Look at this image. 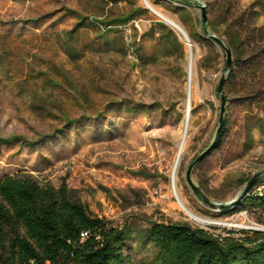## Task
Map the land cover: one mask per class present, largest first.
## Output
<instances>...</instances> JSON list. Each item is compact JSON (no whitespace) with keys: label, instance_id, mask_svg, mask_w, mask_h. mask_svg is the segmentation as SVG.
Instances as JSON below:
<instances>
[{"label":"rangeland","instance_id":"obj_1","mask_svg":"<svg viewBox=\"0 0 264 264\" xmlns=\"http://www.w3.org/2000/svg\"><path fill=\"white\" fill-rule=\"evenodd\" d=\"M130 1L147 7L144 0H0V177L65 182L93 214L126 230L123 251L136 264H161L154 222L222 237L264 227L262 212L242 204L264 194V0H148L183 26L189 43L149 8L126 24H103L131 11ZM193 5L205 6L210 34L231 50L228 72L226 50ZM183 7L193 15L187 24L176 11ZM237 32L239 55L228 42ZM190 45L191 118L179 158ZM190 169L211 203L188 181Z\"/></svg>","mask_w":264,"mask_h":264},{"label":"trees","instance_id":"obj_2","mask_svg":"<svg viewBox=\"0 0 264 264\" xmlns=\"http://www.w3.org/2000/svg\"><path fill=\"white\" fill-rule=\"evenodd\" d=\"M130 5L131 11L115 13L103 24L123 25L149 12L142 3L130 1ZM223 7L227 15L230 6ZM176 11L186 24L193 17L187 7ZM160 25L183 49L179 35ZM230 36L228 42L239 55L242 35ZM120 42L126 45L125 35ZM230 72L233 75L234 68ZM243 201L262 212L259 221L264 223V194H252ZM242 233L222 237L204 228L169 222H154L150 228L161 264H264V231ZM126 235L124 228L93 214L65 182L58 188L23 172L0 177V264H136L123 251Z\"/></svg>","mask_w":264,"mask_h":264},{"label":"water","instance_id":"obj_3","mask_svg":"<svg viewBox=\"0 0 264 264\" xmlns=\"http://www.w3.org/2000/svg\"><path fill=\"white\" fill-rule=\"evenodd\" d=\"M144 1H145L146 5H147V8L151 9L153 12H155L157 14V11L150 5V3L148 2V0H144ZM193 6H195L196 8L201 9V11H202L203 19H204V25H205V30H206L207 35H211L226 50V53H227V66H226L225 72H228V70L232 66V52H231V50L225 45V43H224V41L222 39H220L219 37H217L215 35L210 34V31H209L208 25H207V13H206L205 6H203V5H193ZM184 35L186 37V41L189 43L190 42L189 36L187 34H184ZM181 37H184V36L182 35ZM191 55H192V48L190 49V56ZM190 66H191V64H190ZM189 78H191V73H189ZM224 82H225V79L222 78V80H221V82L219 84V87H218V94L219 95H223ZM189 83H190V79H189ZM225 104H226V100H225V97L223 96L222 97V108H221L220 125H219L218 134H219V132L221 130V127L224 124ZM190 118H191V97H190V86H189V90H188V118H187V127H186V134H185V137H184L182 143L186 139V135H187V131H188V126H189V123H190ZM181 153H182V149L180 148V150H179V158L181 156ZM176 168H177V165H176ZM176 168H175V170H176ZM190 174H191V169L188 171V181L191 183V185L193 186V188L196 191V193L200 194L206 202L211 203L207 199V197L202 193V191L192 182L191 177H190ZM256 179H257V177H254L250 181V183L247 185V187H246V189L244 191V195L242 196L243 199L247 196V194L249 193V191L253 188V186H254V184L256 182ZM257 230L264 231V227L257 228Z\"/></svg>","mask_w":264,"mask_h":264},{"label":"bare ground","instance_id":"obj_4","mask_svg":"<svg viewBox=\"0 0 264 264\" xmlns=\"http://www.w3.org/2000/svg\"><path fill=\"white\" fill-rule=\"evenodd\" d=\"M157 15L159 16V17H161L162 19H164L166 22H168L169 24H171L172 26H174L175 28H177L180 32H184L183 33V35L184 34H186V31L184 30V28H183V26H181L180 24H178V23H176L175 21H171V19H169V18H167V16L165 17V15H163V14H161V13H158L157 12ZM188 35V34H187ZM184 37H185V35H184ZM185 39H186V37H185ZM192 47H191V45H190V49H191ZM190 64H191V66L189 65V73H191V75H192V72H193V57H192V55H191V59H190ZM189 86H190V97H191V91H192V78H190V83H189ZM188 118V111H187V114H186V119ZM186 127H187V124H186ZM184 137H185V133H184ZM184 137H183V139H184ZM185 142V141H184ZM184 142L182 143V146H181V149H182V147H183V145H184ZM180 202H181V204H182V206L184 207V209H187L186 208V206L184 205V203L181 201V200H179ZM188 210V209H187ZM195 218H198V216H196V215H193Z\"/></svg>","mask_w":264,"mask_h":264},{"label":"flooded vegetation","instance_id":"obj_5","mask_svg":"<svg viewBox=\"0 0 264 264\" xmlns=\"http://www.w3.org/2000/svg\"><path fill=\"white\" fill-rule=\"evenodd\" d=\"M192 54H193V49H192ZM191 59V56H190ZM191 78H193V76L191 75ZM189 87V86H188ZM191 96H192V91H191ZM183 141V140H182ZM185 143V142H184ZM184 146V145H183Z\"/></svg>","mask_w":264,"mask_h":264},{"label":"crops","instance_id":"obj_6","mask_svg":"<svg viewBox=\"0 0 264 264\" xmlns=\"http://www.w3.org/2000/svg\"><path fill=\"white\" fill-rule=\"evenodd\" d=\"M168 18V17H167ZM170 19V18H169ZM171 21H175V20H173V19H171ZM176 22V21H175ZM177 23V22H176Z\"/></svg>","mask_w":264,"mask_h":264}]
</instances>
